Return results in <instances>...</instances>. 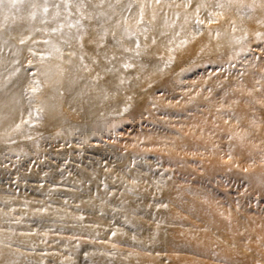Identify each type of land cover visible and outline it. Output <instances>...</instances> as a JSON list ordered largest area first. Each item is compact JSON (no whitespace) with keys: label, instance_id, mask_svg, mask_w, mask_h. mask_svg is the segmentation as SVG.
<instances>
[{"label":"bare ground","instance_id":"1","mask_svg":"<svg viewBox=\"0 0 264 264\" xmlns=\"http://www.w3.org/2000/svg\"><path fill=\"white\" fill-rule=\"evenodd\" d=\"M139 3L0 8V264H264V0Z\"/></svg>","mask_w":264,"mask_h":264},{"label":"snow or ice","instance_id":"2","mask_svg":"<svg viewBox=\"0 0 264 264\" xmlns=\"http://www.w3.org/2000/svg\"><path fill=\"white\" fill-rule=\"evenodd\" d=\"M156 5L161 3V0H154ZM191 3V0H186L185 7L187 4ZM153 0H140L138 5L139 7V19L136 21V24L139 26L144 22V15L146 7H152ZM136 5V0H128L127 3H124L123 0H43L42 3H38L37 0H0V8L12 9L16 12L27 8L31 9L28 13V18L30 20H35L38 16L41 18V23H44L47 20H51L56 24V27H53L51 31L53 33L60 32L64 34L62 30L64 28L69 29V39L75 38L77 41L81 39V36L84 34L85 25L82 24L83 20L88 21H97V26L102 29L103 35L100 36V39L103 40L104 35L108 34L109 29L105 27L109 22H113V18L117 15L116 9H120V19H115L114 26L115 28H120L123 26V35L126 37H131L136 35V33L129 30L127 15H124L126 12H131L133 7ZM206 5L200 4L197 6L196 11L199 12L201 7ZM216 7H222L221 4L217 3ZM75 9L76 18L73 17V12L71 9ZM105 9L110 10L106 11ZM7 19V17H5ZM152 19H156V13L153 12ZM199 24L200 21H197ZM75 28L77 30V35L72 37L70 35L71 29ZM143 32H147V28L141 29ZM113 38L115 39V32L112 33ZM24 43V40L20 41ZM68 42L67 40L65 41ZM119 43V41H117ZM139 43L137 42V47ZM131 49H126L129 51ZM59 51V49H57ZM138 54V53H137ZM87 67V66H85ZM124 67H131L130 64H125ZM14 75V73H12ZM36 89H33L35 91Z\"/></svg>","mask_w":264,"mask_h":264}]
</instances>
